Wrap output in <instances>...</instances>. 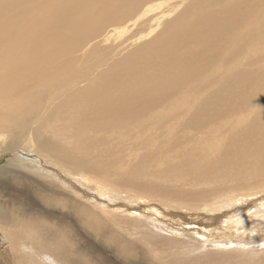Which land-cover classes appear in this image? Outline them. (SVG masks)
<instances>
[{"label": "bare ground", "instance_id": "obj_1", "mask_svg": "<svg viewBox=\"0 0 264 264\" xmlns=\"http://www.w3.org/2000/svg\"><path fill=\"white\" fill-rule=\"evenodd\" d=\"M138 22L146 29L122 39ZM263 31L264 0H0V170L45 185L34 210L19 207L39 231L0 207V264H89L95 214L112 219L98 244L115 264H264ZM114 39L128 45L107 58ZM77 44L93 60L84 74L59 58ZM47 109L37 130L16 129ZM58 115L85 143L70 147L63 129L45 134ZM138 124L152 136L141 156ZM176 128L178 147L168 145ZM125 132L135 136L124 148ZM159 145L170 165H145ZM122 152L140 157L105 167ZM65 195L85 222L82 248L59 233Z\"/></svg>", "mask_w": 264, "mask_h": 264}, {"label": "rangeland", "instance_id": "obj_2", "mask_svg": "<svg viewBox=\"0 0 264 264\" xmlns=\"http://www.w3.org/2000/svg\"><path fill=\"white\" fill-rule=\"evenodd\" d=\"M226 3H227V1H226ZM253 8L254 7H252L251 9H253ZM108 24H112L111 26H113V24H116V23L113 21H106L104 23V26H106ZM110 27L109 28L106 27L104 30L110 29ZM134 28L135 29L130 31L131 34L129 32L126 33L122 39H125L126 36L130 38L133 34H141L146 29V24L144 22H138L137 25L134 26ZM99 33L100 32H96V31L92 32L91 34H89L87 36L86 40L90 39L91 37L96 36ZM261 33L264 36V31ZM122 39H118V40L114 39V40H111L112 42L110 41L111 43H113V49L107 55V58H109L111 55H118L120 49L123 47H126L128 45V42H125L126 40L124 41L123 44L119 45V43L122 41ZM263 45H264V39L260 40L257 43L256 48H258V46H260V49H261ZM69 47H70V51L60 53L59 58L67 60L66 61L67 66L69 65V68L72 69L74 71V73H83L84 70L82 68V65H83L84 60H86L88 62H92L93 60L90 58V55L87 53H85L83 56L77 55L79 50L81 48H83L82 44H77L75 47H73V46H69ZM253 57H254V53L251 56V58L249 59V61H251L253 59ZM96 65H97V63L91 65L88 68V70L89 71L99 70L100 67L96 66ZM246 67H251V66L247 63ZM260 72H263V70H261ZM90 76H92V74H90L89 77ZM80 80H81V82H80L81 85H84L83 83H85V84L87 83V81L85 80V76L82 77ZM56 86H61V85L57 84ZM112 86L118 87V86H122V84L112 82ZM47 97L48 96H46V94H44L40 97V99L45 98V100H46ZM64 97H67V95H63L59 99L62 100ZM56 101H57V103H59L58 99ZM48 109H49V106H48ZM48 109L46 110L45 114H43L44 110H42L40 116H37V117H39L37 119L33 117L31 112L26 113L25 120H29V122L27 123L25 121V123L16 126V129H23L25 126H29V128L35 127L34 129L37 130L36 129L37 126H41L45 122V120L51 116L50 113L52 114V112L54 110L53 109L52 111H49ZM70 126H71L70 121H68L67 119L65 120V117H63V116L60 117L58 115L56 118V126L53 129H51L50 127L47 126V127H44V130H45V134L48 136L50 134V130L59 132L61 129H63L65 135L67 136L65 138L64 142L68 143L70 145V147H76V145L74 144V141L80 139L82 142H84V140H82L80 138V136H78V134L70 135V130H69ZM137 126L139 127V130H141V132L139 133L140 134L139 141L137 143L134 142V145L139 148L138 153L141 156L142 155V149H141L142 145L143 144L152 145V142H151L152 136L150 134L144 135V133L147 129V125L138 124ZM121 130L126 131V129H124V128H121ZM24 133H27V132H24ZM134 136H135L134 133L130 134L128 132H125L124 134H121L118 137L121 138L122 141H124V148H125L127 146V143L129 142V140L131 138H133ZM174 136L177 138V141L171 142L168 145L177 146V147L181 146L180 141H181L182 135H181L179 128H176ZM154 151H157L159 153L158 157L155 160L146 161L145 165H149L151 168L152 167L154 168L158 165H161L162 163H167L168 165H170V163H171V156L170 155H172L173 153H167L166 152V151H168V146L159 145L156 148L154 147ZM115 156H116L115 159L112 157L108 158L106 165H105L106 168L112 164H113V167L121 166V165H125V164H136L138 161V158L140 157L139 156L137 158H133L130 155V152H122V153H119ZM93 158H94L95 164L97 165L99 162L100 155H99V157L93 156ZM79 161L81 163L72 165V167H74L76 169L75 170L74 168H71V171L73 173H77V171L81 170L83 167V160H82L81 155L79 157ZM143 169H145V168L143 167ZM129 174H130V172L125 174V177L128 176ZM84 176L89 177L86 172L84 173ZM14 182H18L16 177H14L13 175H10L9 173H7L4 170H0V187L3 190H7L9 188H17L16 190L12 189L9 192L0 193V198H2V200L0 201V207H2L3 205L5 208L7 207V209H8L7 212L9 214L7 219H9L11 217L13 219V221H16L19 224H22L26 229L30 228V229H33L35 231H39L41 224H39L36 220L32 219L28 215V213H23L22 212L23 208L20 209L19 207L21 205L28 204V205L32 206V209L30 211L34 210L35 209L34 205L36 204L35 202L38 201L35 195H38V194L42 195V193H43L37 187H39L41 189H45L44 183H42V185L39 184L37 187L36 186L32 187V185L29 184V182H25V183H23V185L22 184H15ZM159 182H160V180H158L157 178H151L150 184H158ZM168 183L171 186L173 181L168 182ZM6 185H7V187H6ZM46 188H51V186H47ZM179 190H182V189L179 188ZM138 195L140 197H142L143 200H145L149 203L154 202V200H152L151 198L142 196L140 194H138ZM64 199H65V204H66L65 208L68 210L57 215L59 220L63 223V225H61V227L59 228V233H60L61 237L64 239V242H65V237L68 234L70 236V238L72 239V242H75L76 245H78L76 248H80V247L82 248V247H84V241L81 239V236L86 233V231L84 230L85 222L83 220H81V218L75 212L78 208L72 205L71 197L65 195ZM16 207L19 208V210ZM21 213L23 214V216H20ZM95 215H96L95 223H96V225H99L101 231L96 232L94 234V238L96 240L90 242V250L92 251L93 254L92 255H86V262L89 264H115L113 254L111 252H107L106 254L100 253L99 248L101 247V244H98L100 236H107V234L102 230L103 224L110 226V222L112 221V219L107 218L108 216L102 217L101 215H98V214H95ZM130 218H131L130 223H134L135 217L130 216ZM24 221L31 223V226L26 227L25 224L23 223ZM39 221L41 222V220H39ZM101 223H103V224H101ZM50 233H52V232H50Z\"/></svg>", "mask_w": 264, "mask_h": 264}]
</instances>
